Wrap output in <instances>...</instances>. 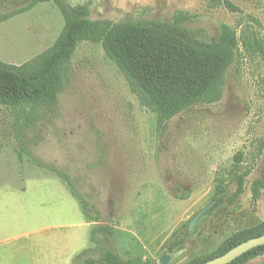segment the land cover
<instances>
[{"label": "rangeland", "instance_id": "obj_1", "mask_svg": "<svg viewBox=\"0 0 264 264\" xmlns=\"http://www.w3.org/2000/svg\"><path fill=\"white\" fill-rule=\"evenodd\" d=\"M67 1L88 3L91 20L170 22L175 13H186L192 16L188 28L202 29L208 38L226 24L240 41L252 33L264 45V0H228L240 13L211 8L209 0ZM9 8L6 3L0 11ZM62 26L52 2L11 17L0 24V61L22 65L50 47ZM16 133L10 111L0 108V241L8 239L0 243V264H35L53 252L61 262L67 250L82 248L85 228L74 226L83 221L79 204L51 173L18 160ZM22 138L40 162L67 173L99 212V223L114 229L111 244L121 259L161 264L167 256L165 264H189L264 221V189L256 202L250 192L252 181L264 185V61L241 43L220 101L183 112L160 131L155 115L139 104L101 45L82 42L65 66L55 108ZM236 170L248 171L245 189L228 205ZM218 183L227 187L226 202L188 230L212 202ZM40 207L46 211L37 215ZM49 223L66 226L51 236L37 235V250L36 238L9 240L24 227ZM45 238L54 245L42 247ZM88 238L85 231L84 244ZM174 242L179 245L171 248ZM246 264H264V254Z\"/></svg>", "mask_w": 264, "mask_h": 264}, {"label": "trees", "instance_id": "obj_2", "mask_svg": "<svg viewBox=\"0 0 264 264\" xmlns=\"http://www.w3.org/2000/svg\"><path fill=\"white\" fill-rule=\"evenodd\" d=\"M45 2L56 5L63 20L56 40L22 65L0 61V108L10 111L20 131L15 136L18 141L17 158L19 161L26 158L40 170L51 173L78 202L85 219L97 223L89 236L93 246L79 252L73 264H141L121 259L116 254L111 244L114 229L99 223V212L77 191L67 173L43 164L29 151L27 142L22 138L24 132L43 113L52 112L55 108L63 87L65 66L82 42L101 45L105 56L117 66L139 104L155 115L156 129L160 131L173 117L196 106L220 101L227 72L236 61L240 43L257 53L263 61L264 45L252 33V38L240 41L236 31L226 24H220L216 37L208 38L202 29H189L192 16L181 12L175 13L170 22L91 20L88 3L72 5L67 0H0V6L10 3L8 10L0 11V24ZM208 6L223 7L230 13L241 12L228 0H209ZM235 160L236 164L239 163L241 155L237 154ZM247 174V170L233 172L231 182L236 187L227 202V187L218 183L211 202L214 204L206 214L225 202L231 205L243 194ZM263 189L260 180L252 181L250 192L253 202L260 198ZM91 213L94 215L91 216ZM262 234L264 221L232 234L212 255L189 264L209 261ZM179 244L174 242L171 248ZM263 254L264 245L229 264H246Z\"/></svg>", "mask_w": 264, "mask_h": 264}, {"label": "crops", "instance_id": "obj_3", "mask_svg": "<svg viewBox=\"0 0 264 264\" xmlns=\"http://www.w3.org/2000/svg\"><path fill=\"white\" fill-rule=\"evenodd\" d=\"M24 191L23 192H19V194L24 193ZM19 200H21V199L19 198ZM40 208H41V211H38L37 215L41 214L43 212V210L46 211V207H40ZM79 209H80V206H79ZM80 212H81L83 221H82V223L76 224L74 226L75 227H83V228H85V230L83 232V235H81L83 237V240H82V243H81L82 248H80L77 252H75L74 250H67L65 252V258L61 262L58 261V255L55 252H53V253H51L48 256V258L46 260L43 258L45 256L40 257V259H35L34 260L35 264H73L72 260H73V258L75 256V254L80 252L81 250H83V248H85V249L89 248L88 246L90 245V237L88 238V241H86L85 244H84L85 231H86L87 234L89 232V236H90V231L93 228L92 226H95V225H92V224H94V222H88L85 219L81 209H80ZM69 225H71V224H69ZM65 226L66 225H56V224L49 223V224H44V225L39 226V227H32V228L24 227V228H22V230L18 234L13 235V238L9 239V240L31 239L32 237L34 239L36 238V240L33 241V245H34V247L37 250L38 245H40V243L36 244L38 242L37 241V235L45 233L46 235L51 236V233H52L51 231H54L55 229H58V228H61V227H65ZM45 239L46 240H43L42 247H45V245H46V248H47L49 245H54V243L51 244L52 240H50L48 238H45ZM6 241H8V239H3L2 241H0V243L3 244V243H6ZM36 257H37V253H36Z\"/></svg>", "mask_w": 264, "mask_h": 264}, {"label": "water", "instance_id": "obj_4", "mask_svg": "<svg viewBox=\"0 0 264 264\" xmlns=\"http://www.w3.org/2000/svg\"><path fill=\"white\" fill-rule=\"evenodd\" d=\"M214 203H210L208 206H206L204 209H202L190 222L188 230L191 229L192 225L196 222V220L203 214L205 213L208 209H210L213 206ZM264 245V234L258 236V237H254L251 239H248L240 244H238L237 246L233 247L232 249H230L229 251H227L226 253H224L221 256H218L216 258H213L209 261H206L204 263L201 264H229L232 261H234L235 259L239 258L240 256H242L243 254H245L246 252L256 248V247H260ZM168 261V257L165 256L160 260L161 264H165Z\"/></svg>", "mask_w": 264, "mask_h": 264}]
</instances>
